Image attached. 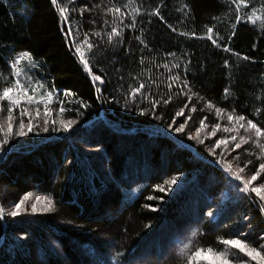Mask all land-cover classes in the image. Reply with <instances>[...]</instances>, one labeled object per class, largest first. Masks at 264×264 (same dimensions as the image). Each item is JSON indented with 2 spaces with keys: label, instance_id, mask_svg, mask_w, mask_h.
<instances>
[{
  "label": "trees",
  "instance_id": "obj_1",
  "mask_svg": "<svg viewBox=\"0 0 264 264\" xmlns=\"http://www.w3.org/2000/svg\"><path fill=\"white\" fill-rule=\"evenodd\" d=\"M58 2L67 4V0ZM114 2L127 13L125 25L131 24L135 10L134 29L119 25V19L106 11L109 0H76L77 11L66 13L73 25L79 23L81 37L88 32L97 43L93 60L107 74L104 99L98 100L65 40L51 0H0V70L11 81L9 63L20 52L29 51L43 64L36 78L55 89L50 106L59 120L57 126L61 120H76L69 132L41 131L39 136L14 137L6 146L0 160V205L10 207L31 193L25 202L29 210L32 198L45 196L53 200L54 210L34 215L22 211L15 218L4 215L0 264H184L181 249L186 244L222 247L217 245L218 238L239 237L260 248L264 245V213L260 211L264 203L255 193L245 194L214 222L207 220L219 194L217 181L209 185L210 178L219 179V165L207 146L236 134L222 130L234 125L229 124L228 115L243 114L264 123V18L255 19L264 11V0H247L248 8L241 6L242 12L252 15L253 21L240 23L235 20L232 0ZM25 5L31 10L28 22ZM157 10L159 16L154 14ZM117 25L123 28L122 43L108 45L105 33ZM208 27H213V39L221 47L207 39ZM96 32L101 36H95ZM225 45L230 51L223 50ZM172 52L176 55H167ZM173 64L180 69L172 68ZM185 67L192 89L189 95L197 108L186 133L195 135L200 119L207 117L208 127L201 132L203 144L167 131L174 113L187 102V97L177 94L179 82L168 77L179 71L183 79ZM141 81L157 96L173 83L172 101L157 108L162 120L140 116L137 109L124 110L123 100L112 102ZM65 91L74 95L65 96ZM80 100L90 106L79 108ZM61 101L68 109L63 114L58 110ZM209 103L212 108L207 107ZM216 107L224 109L220 116ZM3 120L6 112H0V125L6 130L7 120ZM37 122L42 127L43 121ZM217 122L221 130L210 137L211 126ZM222 150L224 146L216 152ZM262 157L257 144L249 141L222 159L257 171ZM176 177L177 184L171 186L169 182ZM157 186L171 191L161 192ZM186 209L189 212L184 214ZM105 212L120 218L107 223ZM233 251L248 264H256ZM146 258L148 262H137Z\"/></svg>",
  "mask_w": 264,
  "mask_h": 264
},
{
  "label": "snow or ice",
  "instance_id": "obj_2",
  "mask_svg": "<svg viewBox=\"0 0 264 264\" xmlns=\"http://www.w3.org/2000/svg\"><path fill=\"white\" fill-rule=\"evenodd\" d=\"M76 0H67V4H61L58 0H51V4L56 6L58 9V15L62 23L61 31L64 33L65 40L72 51L74 57L78 60L79 64L82 66L83 70L87 73L88 77L92 82V86L95 92L98 94L97 99H104L103 91L104 85L106 83L107 74L104 73L102 68H97L93 60L95 55L94 49L97 48V43L90 38V33L85 32L83 37H81L80 25L72 24L71 18L66 13L76 12L77 8L75 6ZM111 4L110 7L106 9L107 12L114 14V19H119V25H123L125 28L134 29L136 24L135 10L133 11V19L131 24H124V17L127 16L126 12H122L121 6H118L114 0H109ZM232 3L236 5V16L235 20L237 23L242 21L252 22L253 16L248 15L246 12H242V8H248L247 0H232ZM68 5H71L69 8ZM130 6L125 4L124 7ZM30 9L25 5V22L30 20ZM82 14V11H81ZM155 15L159 16V11H155ZM246 18V20H245ZM95 23V21H93ZM107 24V21H105ZM119 25L112 26L111 30L105 33L106 41L108 45L115 46L116 44L122 43V31ZM175 31V29H173ZM208 36L207 39L211 40L216 47H221L217 43L216 39H213L212 33L214 32L213 27L207 28ZM234 34V33H233ZM95 36L100 37L101 33H94ZM184 35V33H181ZM141 43H144L139 36L136 37ZM146 46V45H145ZM223 50L225 52L230 51V49L225 45ZM168 56H175L176 53H167ZM244 60H248L249 57L244 56ZM141 64H143V57H141ZM190 63V61H189ZM225 66H228V61L225 60ZM43 64L40 61L35 60L33 55L29 51H22L15 56L11 63H9V68L11 72V81H8L2 70H0V112H6V130L3 125H0V153L7 151L6 146L10 143L13 137L23 138L28 136L30 133L35 135H41L43 133H48L50 130L52 132L63 131L69 132L72 126L76 123L74 119L61 120L59 126L55 120H49L48 117L52 115V111L49 105L53 102L55 95V89L51 86H46L42 79L36 78V70L42 68ZM164 67H169L165 64ZM172 68L180 69L179 64L171 65ZM99 73V74H98ZM187 68L184 69V78L182 79L180 72L178 71L174 75L168 77L169 81L179 82L181 85L179 93L187 97V102L176 111L171 118V122L167 124L168 133L186 134L188 140H196L203 144L204 139L201 137V132L206 127L205 123L207 117H203L199 121V127L195 130V135L191 133H186V127L190 120H192V113L197 111L195 105H192V92L191 86L186 78ZM123 79V77H121ZM136 79V77H133ZM151 79V78H149ZM155 83V81H152ZM148 89V85L141 81L136 86L130 87V90L124 92L120 99L113 98L112 102L121 104V106L126 111H132L134 109L138 110V115L140 116H150L154 120H162L163 117L157 114V108L161 104L168 105L172 101V89L173 83L167 84L168 91L163 94L153 95ZM185 89L187 91H185ZM228 89H225V99H227ZM65 96H73L74 93L70 91H65L63 93ZM147 103L148 107H141L143 103ZM191 105V106H190ZM41 106L43 112H41ZM90 105L84 100H80L79 108H88ZM208 108H212L211 103L207 104ZM79 108L76 109L77 114L79 113ZM187 109V112L185 111ZM18 110V122L14 113ZM59 112L61 114L65 113L68 109L63 106V102H60ZM261 110L257 109L256 113L259 114ZM215 112L220 116L224 109L220 107L215 108ZM43 114L42 127L37 121ZM27 118V120H25ZM179 118V119H178ZM227 120L229 124H234L235 126H224V133H236L230 136L221 137L214 140L213 145L207 146L208 153L213 156L215 163L220 165L223 171L228 173L230 180L238 181L235 184L237 192L245 193L248 192L255 193L261 201H264V195H261L262 188L259 186H254L253 182L257 181L258 177H261V173L264 172V162L259 164V170L255 171L254 174L250 176L242 175L245 172L247 164L243 167H238V170L233 172V163L223 160L224 150L220 153L216 152V149L224 146L225 150L240 149L242 144H248L251 141L257 144L261 152L264 153V123L259 120L254 122L253 119L247 118L245 115H228ZM243 129L246 135H240V130ZM221 130V123L217 122L211 126L209 133L210 137H216L217 133ZM239 136V139H238ZM230 141L234 143L230 144ZM264 159V157H262ZM248 163H252L251 160ZM225 164L227 165L225 167ZM179 177L172 179L169 184L174 186L177 184ZM157 189L161 192L171 191V188L165 189L162 186H157ZM31 193H26L18 203L12 206V210L8 212V215L12 218L20 216L23 211V206L26 201L29 200ZM148 199H153V197H147ZM41 200L45 203V207L41 210L44 213L52 212L54 210L53 200L45 196L43 198L37 197L36 203L31 205V214H37L38 205ZM146 207H149L146 205ZM156 208H152V211H156ZM260 211L264 213V207L260 208ZM208 216H213L214 213L208 212ZM0 219H4V209L0 207ZM241 235H245L241 233ZM22 239L26 237H21ZM217 245L222 247L214 246H199L193 248L191 244H186L183 249H181V255L184 258V264H248V261H244L239 258V254L247 256L250 261H255L256 264H264V245L260 248L252 246L248 241L241 239L239 237L235 238H218Z\"/></svg>",
  "mask_w": 264,
  "mask_h": 264
},
{
  "label": "rangeland",
  "instance_id": "obj_3",
  "mask_svg": "<svg viewBox=\"0 0 264 264\" xmlns=\"http://www.w3.org/2000/svg\"><path fill=\"white\" fill-rule=\"evenodd\" d=\"M261 15L263 16L262 18H264V11L263 10H260L259 12V15L255 17V19H258V21L260 20L261 18ZM55 95H54V98H53V102L55 101ZM52 102V103H53ZM51 103V104H52ZM51 111H52V115L48 117V119L51 121V120H55L56 123L59 121L55 116L51 106L49 105ZM41 112H43V109H42V106H41ZM16 117V120L18 122V119H19V116H15ZM18 118V119H17ZM25 120H27V118H25ZM6 121V120H3V122ZM38 121H43V114H41V117L39 118ZM232 126H235V125H232ZM240 133L242 135H246V133H244L243 129L240 130ZM32 136H35L34 133H30ZM174 134V133H172ZM14 138V137H13ZM22 139V138H21ZM230 144H234L233 142L230 141ZM258 146V145H257ZM230 151V149L228 150H225V154L228 153ZM6 155L5 152H2L0 153V160L3 159V157ZM238 164L240 165V167H243L242 163L241 162H238ZM227 165L225 164V167ZM132 167V165H129V168ZM238 165L236 164H233V172L237 171L238 170ZM217 169L219 170V179L213 177V178H210V182H209V185L210 184H215L216 181H217V185L219 187L218 189V196L215 198L214 200V206L212 209H210L208 212H212L214 213L213 216H208L206 214V218L208 221H211V222H214L216 219H218V216L219 214L225 210L227 207L229 206H232L234 205L235 203H237L241 198L245 197V193H240V192H237L236 191V188H235V184L239 183L238 181H235V180H230V177L228 175V173H226L225 171H223V169L221 168V166H217ZM255 171L252 170L251 168L249 167H246L245 168V172L242 174L244 176H250L252 174H254ZM253 185L254 186H259L262 188V192H261V195H264V172L261 173V177H258L257 181H254L253 182ZM208 191H209V188H208ZM210 192V191H209ZM42 198V197H41ZM214 198V197H213ZM37 201V197H34L32 198L31 202H30V206L33 204V203H36ZM264 203V201H263ZM14 204L10 205L9 206H1L3 209H4V215H7L8 212H10L12 210V206ZM28 204H24L23 206V211H31L28 209ZM45 203L43 202V200H41V203L38 205V211H41L44 207H45ZM192 206H193V203L192 204H189L188 207H190L192 209ZM189 211L186 209V211H184V214H187ZM207 212V213H208ZM106 213V212H105ZM183 213V212H182ZM120 216V215H119ZM122 216V215H121ZM106 218H107V223H110L112 221L116 222L120 217H117V216H112L110 212H107L106 213ZM63 256V255H62ZM64 261L67 263L66 259L64 258ZM149 259L146 258V259H143V260H137V262H148Z\"/></svg>",
  "mask_w": 264,
  "mask_h": 264
}]
</instances>
